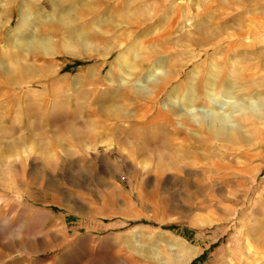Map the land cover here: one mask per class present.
Wrapping results in <instances>:
<instances>
[{"label":"rangeland","instance_id":"rangeland-1","mask_svg":"<svg viewBox=\"0 0 264 264\" xmlns=\"http://www.w3.org/2000/svg\"><path fill=\"white\" fill-rule=\"evenodd\" d=\"M46 3L0 0L1 60L24 11L53 36L29 83L0 65V264H264V0ZM203 68L235 84L205 100L233 141L170 99Z\"/></svg>","mask_w":264,"mask_h":264},{"label":"bare ground","instance_id":"bare-ground-1","mask_svg":"<svg viewBox=\"0 0 264 264\" xmlns=\"http://www.w3.org/2000/svg\"><path fill=\"white\" fill-rule=\"evenodd\" d=\"M38 1H41V0H38ZM45 1L47 2L46 4L49 5L52 9H55L56 7H58L60 0H45ZM70 11H72V10H70V7L64 8L62 10V14L67 15L69 17ZM2 13H3V16L7 17L8 10L5 9L4 12H2ZM35 14H36V16H34ZM35 14H33L32 12L30 13V12L24 11L22 13V15L20 16V19L18 21V25L16 28V34H17L16 38L15 37L12 38L13 35L12 36L9 35L8 40H6L7 44L10 43V44H14L16 46L14 49H9L10 51L6 53L5 58H2V60L0 59V65H4L6 68L4 71V75L7 79V81H9L8 83H11V82L14 83L15 81H13V79L15 80L17 74H21L22 78L19 80H22V82L27 81L29 79V77L31 76L30 72H31V68H32V65H31L32 63L30 64L29 62L33 58L32 57L33 53L30 51L32 49V47H34L33 49L36 51L35 54L39 56L42 54L44 49L50 48V46H51L53 36H51V34L49 32L47 34L44 31H42V26L44 24V21L48 17L45 15H43V16L37 15V13H35ZM155 16H157V13L153 14L152 16L150 15V17H152V18ZM68 17H66V18H68ZM6 22L12 24V18L9 19V21L6 20ZM141 25H142L141 22H137L135 27H140ZM84 30L85 29H83V28L71 30L73 32H71L70 36L68 35V38L66 36L67 39H66V41L64 39L65 45L64 44L63 45L65 47H67V49H68V48H71L72 46L77 45L79 43L81 45V42L83 44V40H84L83 35L85 33ZM68 33H70V32H68ZM10 46L11 45H9V47ZM85 47H88V46H85ZM78 49L80 50L81 48H78ZM0 58H1V56H0ZM34 59H35V57H34ZM118 59H119V57H118ZM28 60H29V62H28ZM162 66H163L162 62L157 63L155 71H153V73H151L147 76H144L142 78L143 82H149V81L156 82L155 88L158 92L165 91L171 83V77H166V78L162 77V78H159L156 80L154 79L156 77V74L159 73V71H160L159 69ZM216 69H217L216 66L212 67L213 71ZM212 70L209 73H208V71H206L205 68H203L202 70L201 69L193 70L190 73V75L188 76L187 80L181 85V87L174 89L170 93V96L172 97L170 99L176 100L177 108L179 110L181 109L186 114H188V113L190 115L192 114L194 116V119H196V122H195L196 124L198 123V124L202 125L204 118H206L208 116L209 117V124H210L208 127H210V129L213 130V135L217 138L227 137L228 140L233 141V139H235L234 138V131L231 130L228 132V135L226 134L227 126H228V122H229V117H227L226 114H220V115L218 114L217 115V113L214 112V110L212 108L210 109V107L208 105L207 106L205 105V100L206 99H208L209 101L212 100L211 101V103H212L213 99L215 97L220 96V95L225 94V93H229L231 91V89L234 88L235 84L230 83L231 80L228 83H226L225 77H221L220 79H218L217 76L212 72ZM110 75H111V73H110ZM131 77H133V75L131 76V74H130L128 79L125 80L126 84L131 83L133 81V78H131ZM17 80H18V78H17ZM189 81L194 82V85L193 86L190 85ZM27 82H25V83H27ZM19 83L21 84V81ZM16 84H18V83H16ZM139 86L141 87V89H145L144 85H139ZM180 91H181V95L179 93ZM172 102H173V100H172ZM258 102H259L260 107L255 108V109L258 110V112L261 114L262 118H264V99H261ZM173 106H175V105H173ZM203 106L207 107V109L205 111L202 110V108H204ZM176 109H174V111ZM28 110L29 109H27L25 111H28ZM171 110H173V109H171ZM27 115H29L28 112H27ZM30 116H31V114H30ZM27 118H29V117L27 116ZM191 118H193V117L191 116ZM45 119H47L46 116H45ZM29 120H30V118H29ZM29 120L27 119V121H29ZM25 122H26V120H25ZM6 123H8V122H6ZM31 125L32 124H30V126ZM27 128L30 130L29 127H27ZM15 129L16 128L14 126H11V125H9L7 127V130L9 132L12 130H15ZM29 130H28V132H29ZM25 131H26V128H25ZM40 131H42V130L40 129ZM11 136H12L11 134L9 135V133L5 132L4 135L1 137L0 141H2V143H3L5 140H8L9 137H11ZM43 139H44L43 134H29L28 136H25L22 139V141H26L25 143H27V141L28 142H35V141H40V140L42 141ZM19 142H21V141H19ZM8 143H9V141H8ZM144 144H143V142L140 144V150H142L141 152H143L144 151L143 149L146 147L145 146L146 144L145 145ZM9 146H10V144H9ZM145 150H146V148H145Z\"/></svg>","mask_w":264,"mask_h":264},{"label":"clouds","instance_id":"clouds-1","mask_svg":"<svg viewBox=\"0 0 264 264\" xmlns=\"http://www.w3.org/2000/svg\"><path fill=\"white\" fill-rule=\"evenodd\" d=\"M248 103H249L251 106H253L254 108H258V107H260L259 102H258L255 98L250 99V100L248 101Z\"/></svg>","mask_w":264,"mask_h":264}]
</instances>
